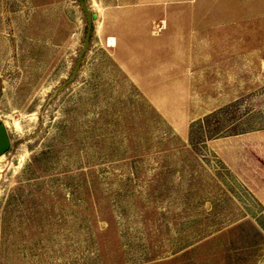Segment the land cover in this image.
<instances>
[{"label": "rangeland", "instance_id": "374dc122", "mask_svg": "<svg viewBox=\"0 0 264 264\" xmlns=\"http://www.w3.org/2000/svg\"><path fill=\"white\" fill-rule=\"evenodd\" d=\"M84 1L0 0V264H264V10Z\"/></svg>", "mask_w": 264, "mask_h": 264}, {"label": "crops", "instance_id": "0c3cea01", "mask_svg": "<svg viewBox=\"0 0 264 264\" xmlns=\"http://www.w3.org/2000/svg\"><path fill=\"white\" fill-rule=\"evenodd\" d=\"M228 1L231 2L232 5L224 6L223 8L228 9V10H232V11H237V12H235V14L237 13V16H238V11L244 10V9L264 10V0H228ZM244 3H248V6L245 5ZM238 20H240V19H237V20L232 19L227 24H230L233 22H234L233 24H236L235 23L236 21H237V23H239L240 21H238ZM222 21L225 22L224 19Z\"/></svg>", "mask_w": 264, "mask_h": 264}, {"label": "water", "instance_id": "95a60500", "mask_svg": "<svg viewBox=\"0 0 264 264\" xmlns=\"http://www.w3.org/2000/svg\"><path fill=\"white\" fill-rule=\"evenodd\" d=\"M82 7L84 12L87 15L88 22H89V28L91 29L92 27V19L95 18V15H92L89 8L87 7V4L85 3L84 0H78ZM10 140L7 136V132L5 127L0 128V157H2L9 149H10Z\"/></svg>", "mask_w": 264, "mask_h": 264}, {"label": "trees", "instance_id": "16d2710c", "mask_svg": "<svg viewBox=\"0 0 264 264\" xmlns=\"http://www.w3.org/2000/svg\"><path fill=\"white\" fill-rule=\"evenodd\" d=\"M216 136H217V137H219L220 135H219V134H217ZM214 137H215V136H214ZM212 138H213V137H212Z\"/></svg>", "mask_w": 264, "mask_h": 264}]
</instances>
